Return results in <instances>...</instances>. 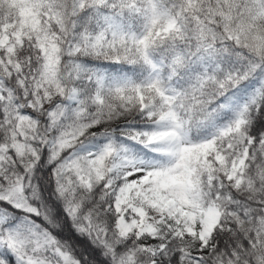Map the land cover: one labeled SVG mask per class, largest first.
I'll list each match as a JSON object with an SVG mask.
<instances>
[{"label": "snow or ice", "instance_id": "obj_1", "mask_svg": "<svg viewBox=\"0 0 264 264\" xmlns=\"http://www.w3.org/2000/svg\"><path fill=\"white\" fill-rule=\"evenodd\" d=\"M0 264H264V0H0Z\"/></svg>", "mask_w": 264, "mask_h": 264}]
</instances>
